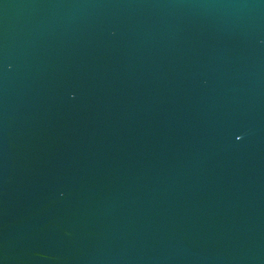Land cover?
I'll return each mask as SVG.
<instances>
[{
	"label": "water",
	"instance_id": "obj_1",
	"mask_svg": "<svg viewBox=\"0 0 264 264\" xmlns=\"http://www.w3.org/2000/svg\"><path fill=\"white\" fill-rule=\"evenodd\" d=\"M0 264H264V0H0Z\"/></svg>",
	"mask_w": 264,
	"mask_h": 264
}]
</instances>
